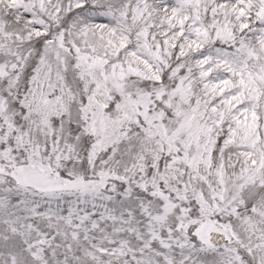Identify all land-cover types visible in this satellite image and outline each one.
<instances>
[{
	"label": "snow or ice",
	"instance_id": "6c2138e0",
	"mask_svg": "<svg viewBox=\"0 0 264 264\" xmlns=\"http://www.w3.org/2000/svg\"><path fill=\"white\" fill-rule=\"evenodd\" d=\"M0 264H264V0H0Z\"/></svg>",
	"mask_w": 264,
	"mask_h": 264
}]
</instances>
